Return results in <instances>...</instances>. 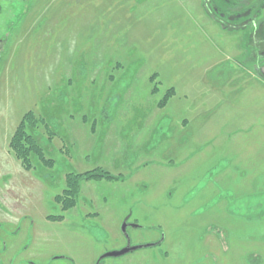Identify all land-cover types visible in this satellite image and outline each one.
Instances as JSON below:
<instances>
[{
    "label": "rangeland",
    "instance_id": "1",
    "mask_svg": "<svg viewBox=\"0 0 264 264\" xmlns=\"http://www.w3.org/2000/svg\"><path fill=\"white\" fill-rule=\"evenodd\" d=\"M208 5L0 0V264H264V7Z\"/></svg>",
    "mask_w": 264,
    "mask_h": 264
},
{
    "label": "trees",
    "instance_id": "2",
    "mask_svg": "<svg viewBox=\"0 0 264 264\" xmlns=\"http://www.w3.org/2000/svg\"><path fill=\"white\" fill-rule=\"evenodd\" d=\"M227 1H228V5L222 8V6L218 5L216 0H208L209 5L206 8L213 16V15H217L218 12H224V11L227 12L228 9L231 11L235 10L233 8H236L237 12H245L251 6H253V9L255 7L257 8L264 7L263 0H258V1L253 0L255 1V3L253 4H249L248 1L246 0L245 2L244 1L242 2V0H234L233 4H230L229 0ZM236 5L239 6L234 7ZM32 121L33 120L31 118V113L30 112L25 113L19 125L17 126L15 133L10 139V143H9L10 148L14 151V155L21 161V164L25 168H28L30 166L29 163L30 152H34L39 155L41 154L35 139L31 136V134H28L25 131V125H29L30 122L33 124ZM83 177H84L83 179H91L97 177L115 178L116 176L107 172L103 173L102 170L94 169L92 171L87 172ZM75 179H77V174L76 175L74 174L73 176L71 175V179H67V185L65 187V191L67 192V195L63 198L64 201L63 208L69 207L72 203H74L75 197L80 189L79 180H75Z\"/></svg>",
    "mask_w": 264,
    "mask_h": 264
},
{
    "label": "flooded vegetation",
    "instance_id": "3",
    "mask_svg": "<svg viewBox=\"0 0 264 264\" xmlns=\"http://www.w3.org/2000/svg\"><path fill=\"white\" fill-rule=\"evenodd\" d=\"M253 6H251L248 10H246L245 12H234V11H231V10H229L228 9V11L227 12H225V13H222V12H218V14H219V16L220 17H223V16H225V17H228V18H231L233 21V23L235 22V19L234 18H237V17H239L240 15H241V17H243L244 18V21L247 23H250V24H253V27L258 23V22H260V21H262L261 23H259V24H262L263 23V20H264V18H261L258 22L255 20V17H257V14L256 13H254L253 12ZM230 11V13H228ZM235 11H237V10H235ZM215 15H213V17H214ZM218 15H217V17H219ZM219 17V18H220ZM215 18V17H214ZM257 22V23H256ZM231 27H233V25L231 26ZM150 244V245H149ZM149 244H144V246H154V245H157V244H160L159 242H155V243H149ZM138 246H142V245H138ZM126 247H133V246H130V244L129 245H127ZM140 248V247H139ZM136 249H138V248H136ZM133 250H135V249H133ZM130 251H132V250H130ZM1 263H2V261H0ZM99 263H100V260H99Z\"/></svg>",
    "mask_w": 264,
    "mask_h": 264
},
{
    "label": "water",
    "instance_id": "4",
    "mask_svg": "<svg viewBox=\"0 0 264 264\" xmlns=\"http://www.w3.org/2000/svg\"><path fill=\"white\" fill-rule=\"evenodd\" d=\"M122 231L125 232V225H122ZM139 247L140 246L125 247V248H123V249H121L119 251H111V252L105 253L102 257H106V256H118V255H121L123 253H126V252H128L130 250H133V249H136V248H139Z\"/></svg>",
    "mask_w": 264,
    "mask_h": 264
}]
</instances>
